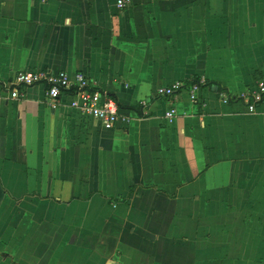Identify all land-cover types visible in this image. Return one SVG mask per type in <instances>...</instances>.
<instances>
[{
  "label": "crops",
  "instance_id": "obj_1",
  "mask_svg": "<svg viewBox=\"0 0 264 264\" xmlns=\"http://www.w3.org/2000/svg\"><path fill=\"white\" fill-rule=\"evenodd\" d=\"M128 1L0 0V264H264V115L208 87L156 95L254 90L264 0ZM44 68L84 74L127 124L42 86L10 98Z\"/></svg>",
  "mask_w": 264,
  "mask_h": 264
},
{
  "label": "built area",
  "instance_id": "obj_2",
  "mask_svg": "<svg viewBox=\"0 0 264 264\" xmlns=\"http://www.w3.org/2000/svg\"><path fill=\"white\" fill-rule=\"evenodd\" d=\"M128 2V0H117L116 6L122 9L127 6ZM200 84H204L203 79ZM32 86L44 88L45 100L51 108L56 107L61 97H68L70 99L69 106L72 109L77 110L83 116L96 120L105 130H112L120 120L125 124L128 122L121 118L117 103L107 97L105 93L100 92L97 84L82 73L75 74L73 80H70L65 72H54L48 68L19 71L5 84L4 88L8 90L11 99H20L24 91ZM184 89L186 88L183 82H175L169 86L159 87L156 95L160 98H172ZM199 89L201 87L193 86L186 90L189 92L190 98L195 100V93ZM218 95L223 103H229L232 100L240 102L248 114L264 115V81L257 82L255 89L251 92L242 93L236 97H231L225 91L218 92ZM175 115V108H171L165 113L164 118L170 122Z\"/></svg>",
  "mask_w": 264,
  "mask_h": 264
},
{
  "label": "trees",
  "instance_id": "obj_3",
  "mask_svg": "<svg viewBox=\"0 0 264 264\" xmlns=\"http://www.w3.org/2000/svg\"><path fill=\"white\" fill-rule=\"evenodd\" d=\"M201 80H202V78H200V77H194V78H192L189 81H185L184 82V86H185L186 89H191L193 86H199L201 88L208 87L211 90L214 89L217 92L225 91L224 88H222L219 84H217L215 82H211V81L204 80V84H200V81ZM118 108H119V106H118ZM119 110H120V108H119Z\"/></svg>",
  "mask_w": 264,
  "mask_h": 264
}]
</instances>
